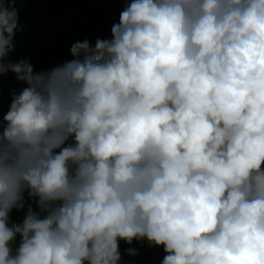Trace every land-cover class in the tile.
Segmentation results:
<instances>
[{
	"label": "clouds",
	"instance_id": "obj_1",
	"mask_svg": "<svg viewBox=\"0 0 264 264\" xmlns=\"http://www.w3.org/2000/svg\"><path fill=\"white\" fill-rule=\"evenodd\" d=\"M17 26L0 0V75L27 84L0 122V264H121L134 239L264 264V0H129L48 72L8 60Z\"/></svg>",
	"mask_w": 264,
	"mask_h": 264
},
{
	"label": "trees",
	"instance_id": "obj_2",
	"mask_svg": "<svg viewBox=\"0 0 264 264\" xmlns=\"http://www.w3.org/2000/svg\"><path fill=\"white\" fill-rule=\"evenodd\" d=\"M129 0H14L18 15V26L14 34V50L8 60H27L35 72H48L56 66L73 59L70 48L77 41L87 39L92 46L97 38L110 40L111 28L119 22L120 13ZM2 77L0 81V122L7 113L13 94H19L26 82L18 81L15 73ZM1 80V79H0ZM2 131V128H0ZM25 207L13 209L9 214L11 224L23 222L28 205L39 211L25 193ZM20 237L11 242L15 253ZM138 254L129 255L128 249ZM121 264H161L165 252L163 246H150L144 240H133L132 244L119 242Z\"/></svg>",
	"mask_w": 264,
	"mask_h": 264
},
{
	"label": "rangeland",
	"instance_id": "obj_3",
	"mask_svg": "<svg viewBox=\"0 0 264 264\" xmlns=\"http://www.w3.org/2000/svg\"><path fill=\"white\" fill-rule=\"evenodd\" d=\"M7 74H9V73H6V74H3V75H0V79H1L0 81H1V83H2V80H3L2 77H4V76L7 75Z\"/></svg>",
	"mask_w": 264,
	"mask_h": 264
}]
</instances>
